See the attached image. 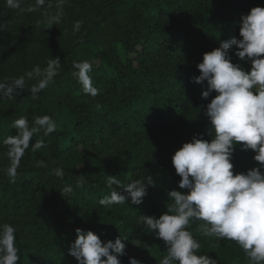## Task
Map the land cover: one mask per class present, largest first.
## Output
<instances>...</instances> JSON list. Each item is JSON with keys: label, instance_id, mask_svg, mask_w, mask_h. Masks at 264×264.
<instances>
[{"label": "trees", "instance_id": "trees-1", "mask_svg": "<svg viewBox=\"0 0 264 264\" xmlns=\"http://www.w3.org/2000/svg\"><path fill=\"white\" fill-rule=\"evenodd\" d=\"M256 6L264 7V0H46L41 7L21 0L20 9L0 0V80L60 60L54 82L36 97L22 90L0 99V225L16 230L19 264H78L69 254L76 229L92 231L103 243L121 238V264L130 257L159 264L166 245L138 218H159L170 203L168 192L186 191L178 188L172 156L193 136L209 142L214 136L206 108L216 93L202 98L207 84L194 81L197 65L220 42L241 39V16ZM57 11L61 22L50 28L48 17ZM236 50L230 49L232 62L249 71L250 61L239 60ZM83 60L92 62L96 97L84 93L72 74L73 61ZM34 83L26 79L28 88ZM43 115L56 122V131L35 134L17 175L9 177L3 141L17 134L13 121L26 116L31 125ZM40 139L46 146L31 151ZM254 155L236 145L234 175L259 168ZM37 161L47 166L37 167ZM57 168L62 178L54 174ZM108 175L122 184L148 177L153 183L141 204L129 198L105 207L99 200L110 194ZM67 186L70 193L63 191ZM200 223L187 226L201 244L198 255L217 264H249L235 241L202 235Z\"/></svg>", "mask_w": 264, "mask_h": 264}, {"label": "clouds", "instance_id": "clouds-1", "mask_svg": "<svg viewBox=\"0 0 264 264\" xmlns=\"http://www.w3.org/2000/svg\"><path fill=\"white\" fill-rule=\"evenodd\" d=\"M45 2L36 0V7ZM6 3L9 8H21V0H6ZM61 19L62 11H57L49 15L47 25L51 28ZM74 29H80L79 21L75 22ZM239 35L241 39L233 37L204 53L202 62L197 65L200 75L194 77V81L207 84L202 98L207 99L213 91L216 93L206 108L211 125L208 134L211 136L214 132V136L210 142L193 136L191 142L183 143L172 156L175 172L181 177L178 188L186 191H169L170 203L159 218L148 215L138 218L139 223L166 245L167 255L159 264H217V259L208 254H197L201 244L187 228L192 221L202 222L199 231L204 236L235 241L248 257L249 264H264V172L261 171L264 169V7H253L241 16ZM233 45H236L234 55L239 60L250 61L249 71L240 63L232 62ZM73 67L77 71L72 74L82 85L83 92L96 97L99 89L93 85L90 75L92 62L73 61ZM59 68V58H52L43 68L38 65L18 78L0 80V99L17 96L22 90H29L36 97L54 82ZM26 79H35L36 83L28 88ZM12 126L17 134L7 136L3 144L7 146L9 159L7 175L14 178L33 136L41 130L47 136L56 131L57 124L48 115L35 117L31 125L26 116H20ZM238 144L242 150L251 149L255 153L253 158L259 162V168L234 175L231 159ZM44 146L43 139L37 140L31 144V151ZM46 166L44 161H37V167ZM54 174L61 178L64 175L59 168ZM152 183L153 178L148 177L122 184L115 176L108 175L106 184L111 191L99 204L109 207L126 203L130 198L132 204L139 205ZM63 191L70 193L72 187L67 186ZM75 231L77 238L69 254L78 264H121L118 256L125 254L126 247L121 238L103 243L92 231ZM19 261L16 230L4 223L0 225V264H19ZM129 264H140V261L130 257Z\"/></svg>", "mask_w": 264, "mask_h": 264}]
</instances>
